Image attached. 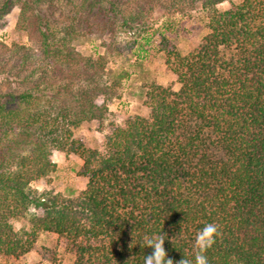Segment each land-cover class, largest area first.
<instances>
[{"label":"trees","instance_id":"1","mask_svg":"<svg viewBox=\"0 0 264 264\" xmlns=\"http://www.w3.org/2000/svg\"><path fill=\"white\" fill-rule=\"evenodd\" d=\"M160 1L0 0V27L18 7L17 25L38 42L36 50L0 44L1 258H19L52 233L73 264H143L152 252L145 236L162 231L178 264L193 257L196 232L215 223L209 264H264V0L225 10L217 6L228 0H169L171 14L197 5L207 28L188 53L166 49L178 90L147 84L148 115L110 124L102 150L74 137L103 119L126 76L107 69V52L83 55L74 43L147 35ZM53 151L82 161L87 182L75 199L31 187L55 172ZM18 219L28 226L15 229Z\"/></svg>","mask_w":264,"mask_h":264},{"label":"rangeland","instance_id":"2","mask_svg":"<svg viewBox=\"0 0 264 264\" xmlns=\"http://www.w3.org/2000/svg\"><path fill=\"white\" fill-rule=\"evenodd\" d=\"M236 2L238 0H228L217 8L225 10L231 3ZM156 3L148 17L152 26H149L147 35L141 30H121L113 41L105 35L102 38L94 36L74 43L83 55L107 52V69L114 75L126 73L112 99L107 102L103 119L83 123L74 130V137L91 149L102 150L110 124L122 125L130 117L148 115V108L144 105L147 84L169 85L173 90H178L176 76L165 64L166 49L174 48L186 54L195 48L207 33L204 13L197 5L191 7L185 2L181 6L184 12L171 14L173 9L167 7L169 0ZM18 17V7H14L4 17L3 26L0 27V44L8 48L14 44L25 45L36 50L38 42L35 34L30 35L26 30H22L17 25ZM159 33L165 34L167 44H161ZM34 55L35 53L32 58H36ZM98 102L101 103V99ZM52 160L57 165L55 172L45 179L31 183V187L39 192L75 199L87 182L86 178L78 175L82 161L75 155H66L59 151H53ZM30 211L40 214L33 208H30ZM13 226L15 229L27 227V219H18L13 222ZM73 260L74 256L66 248L63 239L52 233H40L28 253L16 259L0 257V264H73Z\"/></svg>","mask_w":264,"mask_h":264},{"label":"clouds","instance_id":"3","mask_svg":"<svg viewBox=\"0 0 264 264\" xmlns=\"http://www.w3.org/2000/svg\"><path fill=\"white\" fill-rule=\"evenodd\" d=\"M217 235L219 231L215 223L204 224L196 232L193 241V257H182L178 264H209L206 252L215 242ZM165 239L166 236L162 231L145 236L143 243L145 247L151 248L152 252L143 257V264H173V261L167 258L163 246Z\"/></svg>","mask_w":264,"mask_h":264}]
</instances>
